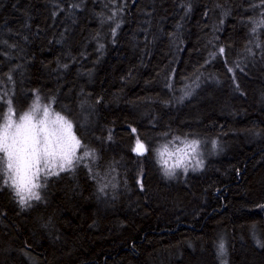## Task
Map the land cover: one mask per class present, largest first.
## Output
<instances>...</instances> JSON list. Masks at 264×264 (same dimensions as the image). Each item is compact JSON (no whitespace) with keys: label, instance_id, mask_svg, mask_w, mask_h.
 <instances>
[{"label":"trees","instance_id":"1","mask_svg":"<svg viewBox=\"0 0 264 264\" xmlns=\"http://www.w3.org/2000/svg\"><path fill=\"white\" fill-rule=\"evenodd\" d=\"M261 21L264 0H0V124L41 102L92 153L30 206L0 174V264H264ZM184 143L203 168L168 176Z\"/></svg>","mask_w":264,"mask_h":264},{"label":"snow or ice","instance_id":"2","mask_svg":"<svg viewBox=\"0 0 264 264\" xmlns=\"http://www.w3.org/2000/svg\"><path fill=\"white\" fill-rule=\"evenodd\" d=\"M113 18L109 17V19ZM260 24H264V21ZM116 26L119 27V24ZM253 31L256 29L254 28ZM248 51L251 52V49ZM219 52L223 53L224 49L220 48ZM35 107L37 105H34ZM12 115V109L9 108V115L5 118L3 128L0 130V153L4 154L0 158V174H6L7 179H4L3 183L14 189L21 206H30L28 203L30 200H40L35 189L41 187L38 182L41 174L47 180L50 176L59 175V172L72 168L74 160L82 161L92 153L85 149L82 156H76L80 141L73 135L71 123L58 116L57 122L60 123V128L56 131L50 130L47 109L44 110V119L38 122H34L32 111L24 113L19 123L13 121ZM192 143L196 145L199 142ZM135 151L142 155L147 149L137 140ZM182 164L183 160L178 163V166ZM199 168H203L202 160H197L193 166V170ZM187 170L188 167L185 166L184 171L187 172ZM173 174L171 171L167 172L168 176ZM219 250L221 255L226 251L223 241L219 244Z\"/></svg>","mask_w":264,"mask_h":264},{"label":"rangeland","instance_id":"3","mask_svg":"<svg viewBox=\"0 0 264 264\" xmlns=\"http://www.w3.org/2000/svg\"><path fill=\"white\" fill-rule=\"evenodd\" d=\"M34 105H37V107L31 108L26 112L32 111L34 113V122H38L42 119H44V110L47 109L48 111V117H47V122H48V127L52 131H56L60 128V123L57 122V117H62L64 121H67V119L59 114L56 110L51 108L50 106H46L44 103H36ZM24 112V113H26ZM12 119L15 123H19L20 117L24 113L16 114L12 110ZM9 115V110L7 111L4 121L2 124H0V130H2L3 125L5 123V118ZM68 122V121H67ZM71 131L73 135L76 137L73 128H71ZM77 139V137H76ZM78 150V149H77ZM3 153H0V158L3 157ZM162 159L164 160V165L165 167L171 171L174 172L173 170L179 169V168H184L185 166H191L193 167L196 164L197 161V152H194V147L189 144V143H184L180 144L176 148L172 149H167L165 150V153L162 155ZM183 160V164L181 166H178V163ZM56 171H59V169H56ZM5 176V179H7L6 174H3Z\"/></svg>","mask_w":264,"mask_h":264},{"label":"water","instance_id":"4","mask_svg":"<svg viewBox=\"0 0 264 264\" xmlns=\"http://www.w3.org/2000/svg\"><path fill=\"white\" fill-rule=\"evenodd\" d=\"M135 148H136V147H135ZM144 148H145V147H144ZM145 149H146V148H145ZM134 152H135V154H136L137 156H144V155H146V153H147V151H145L144 154L141 155V154H138L135 150H134Z\"/></svg>","mask_w":264,"mask_h":264},{"label":"bare ground","instance_id":"5","mask_svg":"<svg viewBox=\"0 0 264 264\" xmlns=\"http://www.w3.org/2000/svg\"><path fill=\"white\" fill-rule=\"evenodd\" d=\"M134 154H135V152H134ZM136 155V154H135ZM137 156V155H136ZM139 157H141V156H139Z\"/></svg>","mask_w":264,"mask_h":264}]
</instances>
